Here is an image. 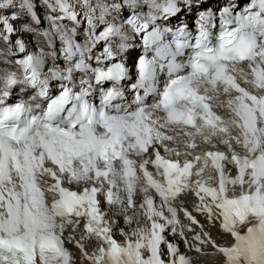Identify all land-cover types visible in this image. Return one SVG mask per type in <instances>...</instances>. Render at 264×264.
Returning a JSON list of instances; mask_svg holds the SVG:
<instances>
[{
	"label": "bare ground",
	"instance_id": "obj_1",
	"mask_svg": "<svg viewBox=\"0 0 264 264\" xmlns=\"http://www.w3.org/2000/svg\"><path fill=\"white\" fill-rule=\"evenodd\" d=\"M226 0H210L206 6L204 5H197L191 2V5L187 6V10H189V13H192L194 10L202 9L207 6H213L218 5L219 3H223ZM244 1L247 2L248 0H238V4L240 5V2ZM9 7V6H7ZM183 11V9H181ZM125 93L128 95L127 90L125 89ZM26 96V93H25ZM135 222L133 218H129L127 221L119 215L114 214V222L117 227H119L118 235L122 236L120 231H126V222ZM206 228L208 229L209 233L211 234L212 238L216 242V245L214 247H208V250L213 252H221V249L225 245L226 237L223 233L219 232L215 226H209L207 223ZM65 239L66 244L70 247L72 250V260L70 264H92V257L94 255V251L92 249L90 241L83 237V234L81 233V229L79 226L74 227L73 225L69 226L65 231ZM176 244H178L179 249L181 252L186 253L187 255H191L194 250L191 249L192 246L199 245V247H202L205 249L203 244L199 243L196 239L195 235L193 233H189L187 236V244L180 243V241L174 236L173 237ZM203 251L198 252V255H202ZM220 257H214L210 254H206L202 256L199 260L200 263L204 264H222Z\"/></svg>",
	"mask_w": 264,
	"mask_h": 264
},
{
	"label": "rangeland",
	"instance_id": "obj_2",
	"mask_svg": "<svg viewBox=\"0 0 264 264\" xmlns=\"http://www.w3.org/2000/svg\"><path fill=\"white\" fill-rule=\"evenodd\" d=\"M241 3V2H240Z\"/></svg>",
	"mask_w": 264,
	"mask_h": 264
}]
</instances>
